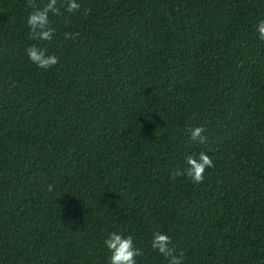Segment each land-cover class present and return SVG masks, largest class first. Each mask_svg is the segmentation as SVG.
<instances>
[{"label":"trees","instance_id":"obj_1","mask_svg":"<svg viewBox=\"0 0 264 264\" xmlns=\"http://www.w3.org/2000/svg\"><path fill=\"white\" fill-rule=\"evenodd\" d=\"M77 2L37 42L0 0V264H109V232L167 264L155 231L184 264H264V0ZM201 151L202 183L173 176Z\"/></svg>","mask_w":264,"mask_h":264},{"label":"clouds","instance_id":"obj_2","mask_svg":"<svg viewBox=\"0 0 264 264\" xmlns=\"http://www.w3.org/2000/svg\"><path fill=\"white\" fill-rule=\"evenodd\" d=\"M27 6L31 9L26 19L30 32L29 39L37 42L51 41L56 33L50 14L61 16L63 15L61 8L67 13L77 12L81 8L77 0H61L59 6L58 0H46L42 5L38 4L37 0H27ZM89 12V8L84 9L85 16ZM256 31L258 38L264 41V19L256 23ZM78 35V32L64 33L66 40H74ZM26 54L29 60L39 68L49 69L58 63V57L49 54L47 49L40 47L38 43L28 46ZM187 133L193 142L206 144L208 141L203 126L191 127ZM185 165L175 170L173 176H186L193 184H199L204 181L205 170L214 167V162L208 154L201 151L198 155L186 156ZM46 191L53 192L54 185L48 184ZM60 194H57V198ZM103 243L110 252L109 264H137L136 258L143 255V250L134 246V240L130 234L124 236L119 232H109ZM150 246L167 259V264H184V254L182 252L177 254L172 238L168 234L155 231L152 234Z\"/></svg>","mask_w":264,"mask_h":264}]
</instances>
